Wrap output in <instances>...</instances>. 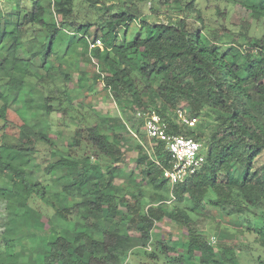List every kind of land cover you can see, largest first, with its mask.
<instances>
[{
  "label": "trees",
  "instance_id": "16d2710c",
  "mask_svg": "<svg viewBox=\"0 0 264 264\" xmlns=\"http://www.w3.org/2000/svg\"><path fill=\"white\" fill-rule=\"evenodd\" d=\"M15 1L18 5L21 0ZM43 1L36 0L31 10L13 8L14 21L0 6V22L3 19L5 23L0 24L1 128L10 124V103L32 75L47 89L44 102L39 104L42 111L70 115L72 99L60 91L49 73L41 77L32 74L30 58L18 53L30 30L45 29L46 41L33 55H40L46 65L62 41L60 33L67 34L64 28L70 25L78 33L71 41L84 40L91 61L97 65L93 82L101 80L124 112L134 108L137 116L139 111L156 110L173 133L201 143L205 163L174 187L176 199L188 194L199 207L207 198L229 216L250 212L262 224L256 219L245 230L254 233L264 249V0H119L110 6L107 0H51L48 6ZM77 2L94 9L103 5L111 12L102 23L96 21L98 26L92 33L94 23L82 22L75 13ZM147 4L155 11L162 8L165 19L150 22L144 11ZM210 4L215 9L209 16ZM51 7L61 17L60 22L47 19ZM137 21L140 26L128 39V28ZM121 25L125 28L120 39ZM87 38H101L103 48L90 51ZM26 102L28 108L33 107L31 99ZM181 104L190 119H197L195 126L177 119L176 109ZM29 119L33 114L19 125L16 143L3 140L0 144V178L7 177L11 183L9 187L0 185V198L6 201L8 212L0 264H127L128 254L136 247L147 248L153 240L155 248L149 256L154 264H239L236 244H227L226 239L216 251L212 237L209 239L192 216L194 209L190 212L163 203L143 206L141 189L127 198L115 185L117 167L109 166L111 170L103 172L101 158L116 156L122 145L119 130L123 125L113 127L118 132L108 133L104 128H111L110 121L99 115L91 125L76 128L66 149L54 150L46 128L34 129ZM138 120L139 132L144 119ZM83 142L92 152L83 159L72 156L70 149ZM40 143H45L49 154L58 156L45 165V180L34 174L33 168L39 165L29 167ZM165 146L154 141L153 161L145 164L139 159L136 165L154 186H159L158 174L164 177L159 164L168 165ZM56 171H60L59 177ZM46 183L60 186L61 191L50 196ZM70 198L79 200L70 204ZM35 199L54 209L51 217L31 206ZM165 217L186 228V241L169 245L152 237L156 223ZM47 223L55 235L42 238L41 246L27 247L24 240L31 234L29 228L34 224L44 228ZM132 231L138 235H131ZM18 244L23 253L16 252ZM25 252L28 258L23 261ZM258 264H264L261 254Z\"/></svg>",
  "mask_w": 264,
  "mask_h": 264
},
{
  "label": "rangeland",
  "instance_id": "374dc122",
  "mask_svg": "<svg viewBox=\"0 0 264 264\" xmlns=\"http://www.w3.org/2000/svg\"><path fill=\"white\" fill-rule=\"evenodd\" d=\"M36 0H21L18 5L15 0H6L1 3L3 12H10L9 15L12 21L16 20V12L13 8L21 9L22 11L31 10ZM119 0H107V6L113 5ZM51 0H44L43 4L49 5ZM12 4H15L12 6ZM151 4V3H150ZM150 4L144 6L145 16L150 22H156L165 19V15L161 12L162 8L158 11L149 8ZM12 7H11V6ZM149 5V6H148ZM204 5V4H203ZM207 8V15L214 13L213 4ZM98 9L89 7L83 2H77L75 5V13L77 17L82 21H90L94 23L91 31L92 33L97 28V23H102L103 18H107L111 11H106V7L99 5ZM157 8V6H156ZM205 8V5H204ZM47 19L56 23L60 22L61 17L56 15L53 7L47 14ZM140 21L133 22L128 28L127 38L131 39L138 30ZM1 25H5L3 19L0 22ZM9 24H13L12 22ZM12 26V25H11ZM124 25L119 26L120 39L123 35ZM67 34L60 33L58 39L62 38L61 43L54 50V54L49 58L48 63L45 65L42 63L41 56L35 57L33 54L41 49L42 43L46 41V30L41 28H34L29 31L27 37L24 38V44L19 50V56L23 58H30V71L32 74H38L44 76L49 73L55 81V85L61 92L67 94L71 99L74 108L68 116H64L63 112H54L51 115H46L42 111L39 104L44 102V98L47 96L46 87H42L38 82V76L32 75L28 78V84L24 90L19 94L16 93L15 100L10 104L9 120L10 124L7 128H1L4 121L0 119V144L3 140L8 144L16 143L18 141V133L20 131L19 125L28 118L29 114H33V119L29 122L33 124L34 129L46 128L49 133V137L54 142L53 149H66L67 145L73 141L75 130L77 127H86L95 122L98 116L108 118L110 121L109 129H105L108 133L117 130L113 129L114 126L123 125L119 130L122 133V145L119 146V150L115 151V155L102 156V170L107 173L109 166L117 167L115 185L124 191V195L127 198L132 196V193L137 188L141 189L142 197L141 204L143 206H149L151 203L158 204L163 203L165 206L176 205L181 208H187L190 210L192 216L198 221L201 228H203L209 239L215 237L218 241L214 243L216 251L219 250V244L227 239V244L232 243L235 245L236 258L239 264H258V256L261 254L264 256V249L255 240V234L247 232L245 229L249 222L256 221L250 212L244 211L239 215L234 214L232 216L224 213L218 206L212 204L209 199L206 198V202L203 206H194L191 198L188 194L177 199H172L171 186L162 175L158 174L157 181L159 186L150 184L147 178H144L140 172V166L136 168L138 160H143L144 163L153 161V145L154 140L150 139L146 134L144 128H140L139 132L136 128L140 125L138 117L135 115L134 108L123 111L113 99L110 92L104 87L101 80L93 82L95 74L97 73V65L94 61H91L90 52L87 51L86 42L84 40H73L74 32L70 25H66L64 28ZM73 32V33H72ZM72 34V35H71ZM260 34V32L258 33ZM76 37V36H75ZM71 46V47H70ZM68 75L69 77H66ZM3 82H0V86ZM27 99L32 100L33 107L28 108L26 105ZM57 101H55L56 103ZM179 105L178 107H183ZM177 107V108H178ZM27 115V116H26ZM27 121V120H26ZM193 126L197 124V119L193 120ZM15 124V125H14ZM6 132V136L3 138V133ZM40 151L32 159L30 168H33V164L39 166L34 167L36 175L40 176L41 180H45V165L54 161L58 156L49 154V151L45 148V143L38 144ZM72 156L78 158H86L90 154L91 148L86 142L80 147L70 149ZM145 155L147 159H145ZM116 157V158H115ZM235 168L239 171L241 168L235 165ZM55 176L59 177L60 171L54 172ZM52 174V175H54ZM53 179L50 174L47 175ZM10 182L7 177L0 178V185L9 187ZM47 191L51 196V193L60 192V186H53L46 183ZM211 197L217 196L216 192H211ZM79 199L70 198V204ZM172 202H169V201ZM31 206L42 214L51 217L54 213V209L41 202L39 199L31 201ZM124 211L126 208H122ZM6 201L0 198V251L5 250V244L3 243L2 233L5 229L7 217H8ZM260 218V217H259ZM259 224H262L260 219H257ZM31 234L28 235L24 242L27 247L33 249L34 247L41 246L40 240L50 238V235H55L54 228L47 223L44 228L34 224L28 230ZM131 235H138V233L132 231ZM226 234V237H225ZM152 237L154 239L159 238L168 242L169 245L175 242H184L188 239V232L181 224H178L175 220L168 217L163 218L156 223V226L152 230ZM44 245V244H43ZM231 245V244H229ZM154 240L147 248L136 247L126 257L127 264H154L151 262L149 254L154 250ZM23 253V248L18 244L16 246V252ZM28 258L27 252L22 255V260L25 261Z\"/></svg>",
  "mask_w": 264,
  "mask_h": 264
},
{
  "label": "built area",
  "instance_id": "2783aa9c",
  "mask_svg": "<svg viewBox=\"0 0 264 264\" xmlns=\"http://www.w3.org/2000/svg\"><path fill=\"white\" fill-rule=\"evenodd\" d=\"M4 1L0 0V3ZM87 41L90 51L95 47L103 48L104 46L101 38L96 40L87 38ZM137 116L144 119L143 128L150 139L156 141V143L164 142L166 144L165 150L168 153V165L159 164L158 161L157 163L161 166L164 178L168 180L171 186L172 199L175 200L174 187L196 174L205 163L202 145L193 137L173 133L170 130L169 122L156 110L139 111ZM176 116L182 123H187L191 126L194 123L189 118L185 106L176 109ZM211 242L215 243L216 238L212 237Z\"/></svg>",
  "mask_w": 264,
  "mask_h": 264
}]
</instances>
